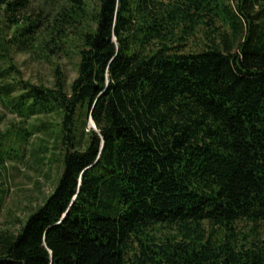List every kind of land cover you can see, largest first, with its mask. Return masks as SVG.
<instances>
[{"label":"trees","instance_id":"1","mask_svg":"<svg viewBox=\"0 0 264 264\" xmlns=\"http://www.w3.org/2000/svg\"><path fill=\"white\" fill-rule=\"evenodd\" d=\"M67 49L70 90L24 80ZM0 105V169L62 157L0 264H264V0H0Z\"/></svg>","mask_w":264,"mask_h":264},{"label":"rangeland","instance_id":"2","mask_svg":"<svg viewBox=\"0 0 264 264\" xmlns=\"http://www.w3.org/2000/svg\"><path fill=\"white\" fill-rule=\"evenodd\" d=\"M203 44L204 37L200 32L188 40L187 50L198 52ZM74 58L69 49L62 53L55 51L50 54V57L38 51L15 57L24 80L36 85L44 84L47 87H53L55 69L60 67L67 77L68 90L77 77V60ZM0 116L3 117L0 122L2 130L11 124L19 123V119L12 116L1 105ZM44 120L57 121L56 118ZM92 124V122L88 123L87 131L94 130ZM56 129L54 127V130ZM78 136L80 137V134ZM43 139L46 142H41ZM42 143H46L49 147L45 157L46 162L50 163L42 161L43 154L38 153ZM55 146L52 139L37 134L31 139L30 145L20 150L19 159L9 160L7 168L0 169V230L17 232L20 228V225L16 224L17 220L24 222L53 193L62 168L61 152L59 148L53 150ZM259 233L264 236V226L259 228Z\"/></svg>","mask_w":264,"mask_h":264},{"label":"water","instance_id":"3","mask_svg":"<svg viewBox=\"0 0 264 264\" xmlns=\"http://www.w3.org/2000/svg\"><path fill=\"white\" fill-rule=\"evenodd\" d=\"M91 122L94 123L92 119H91ZM94 130L96 131V126H95V124H94Z\"/></svg>","mask_w":264,"mask_h":264},{"label":"bare ground","instance_id":"4","mask_svg":"<svg viewBox=\"0 0 264 264\" xmlns=\"http://www.w3.org/2000/svg\"><path fill=\"white\" fill-rule=\"evenodd\" d=\"M92 125L94 126V123Z\"/></svg>","mask_w":264,"mask_h":264}]
</instances>
